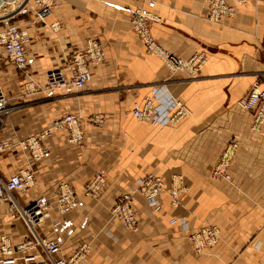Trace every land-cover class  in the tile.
Segmentation results:
<instances>
[{
    "label": "crops",
    "instance_id": "1",
    "mask_svg": "<svg viewBox=\"0 0 264 264\" xmlns=\"http://www.w3.org/2000/svg\"><path fill=\"white\" fill-rule=\"evenodd\" d=\"M156 2L154 11L161 20L151 29L159 42L184 58L199 51L207 54L197 78L184 71L171 73L160 57L146 52L131 26L138 0H58L47 24L27 6L0 21V32L11 25L28 32L29 52L26 69L18 71L0 46V73L7 91L16 94L4 130L26 136L36 125L67 112L107 116L101 126L84 124L80 145L65 132L55 133L51 157L35 165L31 198L52 195L62 179L74 184L80 198L73 211L53 204L39 232L59 238L66 254L88 244L82 264H264V126L255 130L254 112L238 105L253 86L264 85V0L237 4L236 15L220 23L207 19L206 0ZM55 21L62 23L58 32L48 25ZM91 38L104 42L106 58L91 66L93 78L84 89L69 83L19 101L24 83L32 79L46 85L53 68H63L70 81V60ZM161 85L191 109L177 125L141 122L131 114L134 101ZM233 137L240 147L232 161V179H216L211 169ZM25 166L26 157L18 150L0 155V174L8 176ZM99 170L106 174V184L102 196L94 198L84 187ZM149 173L169 184L181 178L178 204L165 194L159 208H152L135 193L139 225L125 228L113 220L111 208ZM206 223L221 227V240L199 254L190 235ZM25 231L22 221H10L2 203L0 235L7 233L16 241Z\"/></svg>",
    "mask_w": 264,
    "mask_h": 264
},
{
    "label": "built area",
    "instance_id": "2",
    "mask_svg": "<svg viewBox=\"0 0 264 264\" xmlns=\"http://www.w3.org/2000/svg\"><path fill=\"white\" fill-rule=\"evenodd\" d=\"M26 1V0H25ZM19 0H0V21L17 15L26 4ZM38 17L47 24V18L52 14L58 0H33ZM141 4L135 9L131 17V26L145 46L146 52L157 55L162 63L171 71H184L191 78L199 75L208 61L204 51L194 53L184 58L167 50L152 32V23L161 18L155 13L156 0H138ZM248 0H206L209 11L207 19L212 23H220L224 18L236 15L237 4ZM24 4V5H23ZM54 32L60 31L62 23L59 21L48 24ZM28 32L15 25L8 26L0 32V46L2 54L6 56L18 71L27 67L29 52L26 49ZM106 58V46L98 38L87 41L84 51L76 52L69 63L71 73L67 80L63 68L51 69L47 72L45 89L63 88L69 83L78 90L84 89L92 80L91 66L103 62ZM38 85L34 80L24 83L20 92V99L26 100L30 94L38 92ZM13 96L9 94L0 73V155L8 151L22 152L27 166L13 170L8 176L0 174V205H7L10 221H22L26 231L19 240H13L7 233L0 235V264H82L89 252V245L77 247L71 254L62 249L59 238L42 235L39 227L46 222L52 211V205L68 211L76 210L80 205V198L72 182L67 179L58 181L52 195L41 194L30 197L31 190L36 185V168L52 155L50 140L57 132H65L70 142L80 145L84 142V124L101 126L106 123L107 116L102 112L87 115L67 112L54 118L49 124L37 127L26 136H19L3 127L7 124L10 113L15 109L12 104ZM238 104L254 112L253 128L259 130L264 126V85L253 86L247 94L240 98ZM132 116L141 122H150L160 126L177 125L191 115L190 107L182 100L175 98L165 87L157 86L142 99L134 101L131 107ZM4 130V131H3ZM240 147L237 137L231 138L220 153L219 159L211 169V175L216 179H232L231 166ZM106 184V174L103 170L96 171L89 183L84 187L85 193L94 198H100ZM183 190L179 181L173 180L169 184L165 178L153 173L138 179L136 188L132 192H125L118 196L111 208V217L119 221L125 228L136 230L139 225L137 207L134 194H141L152 208H159L160 200L165 194L171 198L172 204L177 205ZM17 193H20L18 195ZM175 222V221H173ZM221 240V227L215 223H206L193 231L190 243L196 253H207L215 248Z\"/></svg>",
    "mask_w": 264,
    "mask_h": 264
},
{
    "label": "rangeland",
    "instance_id": "3",
    "mask_svg": "<svg viewBox=\"0 0 264 264\" xmlns=\"http://www.w3.org/2000/svg\"><path fill=\"white\" fill-rule=\"evenodd\" d=\"M19 1H25V0H19ZM25 2H26V4H25L24 6H27L28 8H30V9H34V10H35V4H34V1H33V0H26ZM49 28H50V26H49ZM50 29H51V28H50ZM52 31H53V30H52ZM53 69H54V68H53ZM55 69H56V68H55ZM190 78H191V77H190ZM195 78H197V77H195ZM37 85H38V84H37ZM256 85H257V84H256ZM38 87H39V89H38V92H36V94H37V93H38V94H39V93H42V92H44V90H47V89H45V85L42 86V87H40V86H38ZM8 90H9V88H8ZM53 90H54V89H53ZM9 94H10L11 96L16 95V94H12V93H11V90L9 91ZM18 95H20V93L17 94V96H18ZM18 99H19V101H20V100H23V99H20V97H19ZM26 100H27V99H26ZM35 101L38 102V101H41V99H39V100H35ZM238 105H239V104H238ZM239 106H240V105H239ZM36 127H40V126H37V125H36ZM227 143H228V142H227ZM227 143H226V144H227ZM226 144H225V145H226ZM224 147H225V146H224ZM224 147H223V148H224ZM222 150H223V149H222ZM162 177H163V176H162ZM163 178H164V177H163ZM179 179H181V178H179ZM33 189H34V188H33ZM33 189H32V190H33ZM32 190H31V191H32ZM7 219H8V218H7Z\"/></svg>",
    "mask_w": 264,
    "mask_h": 264
},
{
    "label": "bare ground",
    "instance_id": "4",
    "mask_svg": "<svg viewBox=\"0 0 264 264\" xmlns=\"http://www.w3.org/2000/svg\"><path fill=\"white\" fill-rule=\"evenodd\" d=\"M7 214V213H6Z\"/></svg>",
    "mask_w": 264,
    "mask_h": 264
}]
</instances>
